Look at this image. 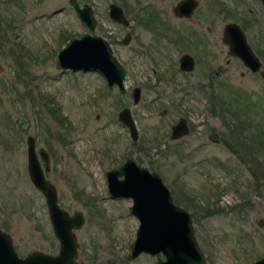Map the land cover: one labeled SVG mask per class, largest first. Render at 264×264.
Wrapping results in <instances>:
<instances>
[{
	"label": "rangeland",
	"instance_id": "1",
	"mask_svg": "<svg viewBox=\"0 0 264 264\" xmlns=\"http://www.w3.org/2000/svg\"><path fill=\"white\" fill-rule=\"evenodd\" d=\"M177 1L79 0L92 6L96 33L125 67L122 94L98 71L56 67L65 43L88 31L68 0H0V229L20 257L59 249L45 198L28 175L29 135L51 155L45 177L59 206L83 214L75 231L79 264H156L147 253L129 259L139 221L129 212L131 199L108 192L106 172L129 158L157 172L176 205L195 211L206 264H253L264 256V79L241 76L244 68L226 62L222 42L224 25L238 23L264 65V7L259 0H198L193 19L182 20L172 12ZM112 2L124 10L127 27L109 17ZM151 12L161 20L156 29L141 22ZM126 33L131 40L124 44ZM183 53L195 58L194 71L178 68ZM134 87L141 89L137 104L129 97ZM124 107L136 121L135 142L117 117ZM180 110L204 112L205 126L228 142L234 132L237 140L192 152L204 141L195 132L187 146L176 147L169 128L162 129Z\"/></svg>",
	"mask_w": 264,
	"mask_h": 264
},
{
	"label": "water",
	"instance_id": "2",
	"mask_svg": "<svg viewBox=\"0 0 264 264\" xmlns=\"http://www.w3.org/2000/svg\"><path fill=\"white\" fill-rule=\"evenodd\" d=\"M81 22L88 31L80 37L69 39L57 53L56 67L61 71L83 70L98 71L106 79L109 87L116 85L125 91V68L113 54L109 42L96 33L97 19L89 3L68 0ZM264 5V0H261ZM197 6L196 0H181L174 7L175 14L190 16ZM109 17L123 26L129 21L118 4H109ZM222 40L229 46L230 54L238 57L253 71L259 70V62L247 43L244 32L238 24L225 26ZM128 42V36L124 39ZM183 58H190L188 55ZM264 76V71L260 72ZM141 90L133 88V103L140 100ZM119 120L129 130L132 140L138 139V129L129 109L119 113ZM182 126L181 122L173 127V138ZM187 132V131H185ZM214 140L218 141L216 136ZM35 137L27 136V170L31 183L40 191L48 210L53 234L59 243L56 254L33 251L20 257L11 236L0 229V264H79V243L75 231L84 224L83 214L79 211L70 215L58 204L57 190L45 177L50 170L49 152L40 147L36 150ZM108 192L113 199H131L129 212L139 221L136 237L130 246L129 259L141 253L156 257V264H206V257L199 246L193 227L191 214L173 202L169 188L160 175L147 167L127 159L120 167L106 172ZM163 258H162V257ZM253 264H264V256Z\"/></svg>",
	"mask_w": 264,
	"mask_h": 264
},
{
	"label": "flooded vegetation",
	"instance_id": "3",
	"mask_svg": "<svg viewBox=\"0 0 264 264\" xmlns=\"http://www.w3.org/2000/svg\"><path fill=\"white\" fill-rule=\"evenodd\" d=\"M179 1H181V0H179ZM179 1H177V3L179 2ZM197 1V6H196V8L194 9V11H193V13L190 15V16H185V15H177V14H175V11H174V7L176 6V4L173 6V8H172V12H173V15H174V17H177V18H179V19H185V20H189V19H193V17H194V15H195V13H196V10H197V7H198V5H199V1L198 0H196ZM260 2H261V4H262V6L264 7V5H263V3H262V1L261 0H259ZM125 13V12H124ZM109 15V14H108ZM125 16H126V14H125ZM126 18L128 19V17L126 16ZM158 19V17L153 13V12H151L150 14H148V17H145L144 19L142 18V24H144L146 27H153V29H156L157 27V25L156 24H159V23H161V20L159 19L158 20V22H156V20ZM128 21H129V19H128ZM98 22V21H97ZM115 22V21H114ZM117 23V22H116ZM230 23H235V22H228V23H226L225 25H224V28H223V30H222V37H223V33H224V29H225V26L226 25H228V24H230ZM98 24V23H97ZM118 24V23H117ZM129 24H130V21H129ZM128 24V25H129ZM236 24H238V23H236ZM170 25V24H169ZM239 25V24H238ZM127 27V26H126ZM239 27L241 28V30L244 32V34H245V38H246V40H247V43H248V45L250 46V48H251V50H252V52L254 53V55L257 57V59H258V62H259V70H257V71H253L251 68H249L248 66H246L245 65V63L243 62V60H241L240 58H238V57H235V56H232L231 54H230V49H229V46L227 45V44H225L224 42H223V40H222V42L227 46V55H228V58H227V63L229 64V62H230V60L232 59V60H236L243 68H244V71H241L239 74L241 75V76H244V74H245V72L247 73H252V74H254V75H258L260 78H262V79H264V76H262L261 75V71H264V65H263V60L261 59V53L255 48V45H253V43L251 42V40H248V38H247V36H246V33H245V29L241 26V25H239ZM97 28V27H96ZM152 29V28H151ZM209 30H210V27L208 28ZM172 31H175L174 29H172ZM176 36L177 37H179V36H182V34L184 33V32H182V30H181V28H177L176 29ZM128 36V41H130L131 40V34L130 33H126L125 34V36L123 37V43L125 44L126 42H124V39L126 38ZM110 44V43H109ZM111 46V45H110ZM112 51H113V49H112ZM260 53V54H259ZM114 54V53H113ZM185 55H188L190 58H183V56H185ZM195 66H196V61H195V58L192 56V55H190V54H188V53H183L180 57H179V59H178V68L181 70V71H183V72H192V71H194V69H195ZM125 68V67H124ZM221 69H222V67H221ZM225 71V70H224ZM100 74H101V72H99ZM210 75H208L209 77H211L212 76V74L211 73H209ZM102 75V74H101ZM215 76L214 77H219L220 75H221V73H218V72H216L215 74H214ZM212 78V77H211ZM107 85H108V83H107ZM116 86V85H115ZM108 87H109V85H108ZM114 87V86H113ZM113 87H109L110 89H113ZM117 87V86H116ZM118 88V87H117ZM140 88V87H139ZM119 89V88H118ZM141 90V89H140ZM119 91L122 93V94H124L125 92H126V89H125V91H121L120 89H119ZM126 95H128V94H126ZM129 97H131V99H132V101H133V89L131 90V92H130V96ZM133 103V102H132ZM123 109H129L128 107H124V108H122L120 111H122ZM130 110V113H131V115H132V111H131V109H129ZM179 110V109H178ZM211 110L213 111V109L211 108ZM120 111L118 112V114H117V117L119 116V113H120ZM169 113H170V109H168V108H163L160 112H159V115L161 116V117H167V116H169ZM229 114V113H228ZM203 115H205V113L204 112H201L200 114H198V113H194L192 110H180L179 111V113H177L176 114V122L175 123H173L172 125H168V124H166L165 126H164V128L162 129V130H167V128L166 127H168L169 128V139H170V141H175L176 142V147H183V146H187V143L190 141L189 139H188V137H190V136H192V135H194V133L195 132H197L198 133V138H200V139H204V141H201V143H200V145H197L194 149H193V151L192 152H195V150H198L199 148H201V147H204V146H207L208 145V143H212V142H223V143H225L227 140H225V139H221V137H220V135H219V133H217L216 131H215V129H214V127H207V126H205L206 125V123L204 122V118H203ZM231 115V114H230ZM132 117H133V115H132ZM196 117H198V118H196ZM118 120H119V117H118ZM120 121V120H119ZM136 122V121H135ZM179 122H181V124H182V126H181V128L180 129H178L177 130V132L176 133H180L181 135L180 136H178V137H176V138H173L172 136H173V127L175 126V125H177V123H179ZM225 126H227V125H225ZM205 127V133L204 134H202V128H204ZM227 128H228V126H227ZM185 131H187V132H185ZM229 134V133H228ZM231 134H232V136H231ZM129 135H130V132H129ZM164 136H165V134L164 135H161V137H160V139L159 140H163V138H164ZM214 136H216V138L218 139V141H215L214 140ZM230 136H231V139L229 140L230 142H228L229 144H228V147H230L231 146V143L233 144V142L235 141V140H237V139H235V138H237L238 136H237V134L236 133H234V132H232V133H230ZM130 137H131V135H130ZM138 137H139V131H138ZM154 138H157V135L156 136H154ZM132 139V138H131ZM133 141V140H132ZM35 146H36V143H35ZM40 147H38V148H36V150H38ZM181 149V148H180ZM233 150H235V149H233ZM49 152V151H48ZM235 153H238V151H237V149L234 151ZM49 155H50V153H49ZM126 161V160H125ZM124 161V162H125ZM50 162H51V155H50ZM123 162V163H124ZM122 163V164H123ZM121 164V165H122ZM120 165V166H121ZM119 166V167H120ZM118 168V167H117ZM112 169H115V168H112Z\"/></svg>",
	"mask_w": 264,
	"mask_h": 264
},
{
	"label": "trees",
	"instance_id": "4",
	"mask_svg": "<svg viewBox=\"0 0 264 264\" xmlns=\"http://www.w3.org/2000/svg\"><path fill=\"white\" fill-rule=\"evenodd\" d=\"M262 128V132H263V134H262V139L259 141V144H261V150H264V127H261Z\"/></svg>",
	"mask_w": 264,
	"mask_h": 264
}]
</instances>
